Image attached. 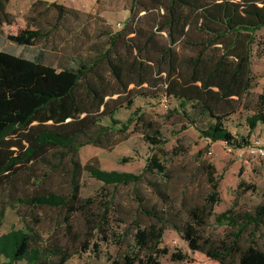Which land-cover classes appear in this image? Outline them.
Listing matches in <instances>:
<instances>
[{
  "label": "trees",
  "instance_id": "trees-1",
  "mask_svg": "<svg viewBox=\"0 0 264 264\" xmlns=\"http://www.w3.org/2000/svg\"><path fill=\"white\" fill-rule=\"evenodd\" d=\"M9 0H0V38L31 46L55 37L70 9L55 1L35 0L22 19L7 10ZM41 6L43 9L39 10ZM47 24H37L47 13ZM129 16L121 28L105 27L91 55L60 50L56 64L28 59L0 50V186L11 182L22 169L34 164L65 167L67 192L31 187L16 197L26 207L58 209L62 221L51 230L38 227V219L0 233V264H64L73 254L89 250L94 236L103 234L112 219L113 197L94 201L80 196V176L86 172L105 186L145 183L160 208L134 190L137 211L125 223L124 237L130 250L110 264H162L159 257L165 228L174 229L187 243L191 256L174 254L194 264H264V205L252 211L230 207L214 216L218 226L228 228L224 237L206 233L213 207L220 201L214 167L202 165L210 191L202 202L182 212L175 208L163 182L167 167L151 155L138 173L105 170L95 157L81 163L82 146L112 147L131 124L138 125L152 147L166 142L160 124L143 112L122 122L114 117L122 107L130 108L135 97L167 100L165 117H177L180 129L193 127L210 142L222 141L236 149L249 146L246 136L235 137L225 120L244 105L252 87L250 57L254 32L264 27V0H131ZM65 48L70 41L63 39ZM256 107L246 117L251 132L264 124V94L255 97ZM108 117L109 123H102ZM185 152L176 145L167 156ZM32 184L38 185L37 178ZM237 188L254 190L239 180ZM95 209V210H94ZM20 216V215H19ZM4 207L0 206V226ZM80 218L82 226L75 225ZM246 241L245 244L242 241Z\"/></svg>",
  "mask_w": 264,
  "mask_h": 264
},
{
  "label": "rangeland",
  "instance_id": "rangeland-1",
  "mask_svg": "<svg viewBox=\"0 0 264 264\" xmlns=\"http://www.w3.org/2000/svg\"><path fill=\"white\" fill-rule=\"evenodd\" d=\"M35 0H9L7 10L22 19L34 14L30 11L31 3ZM55 1L70 9L61 26L56 29V35L50 42L40 40L31 46L17 45L14 42L0 38V50L19 55L28 59L39 58L46 63L56 64L60 60V50L66 49L74 53L79 49L81 56L91 55L94 43H103L105 36H99V31L105 27L113 30L121 28L129 16L131 0H45ZM39 10L43 8L38 7ZM54 12L51 10L45 17L38 19L37 24H47ZM255 41L252 44L250 66L253 76L252 87L245 97L244 105L225 120L227 129L235 136H246L250 144L243 148H230L222 141L210 142L203 138L191 126L181 130V122L177 117H165L167 109L177 103L174 99L157 100L135 97L130 108L122 107L114 117L126 121L136 110L143 112L148 118L157 121L166 142L159 147L150 146L139 131L138 125L131 124L126 138L116 136L118 141L110 148H100L92 145L82 146L78 151L81 163L92 157L97 159L99 167L105 170H117L138 173L146 160L155 155L165 163L168 177L163 187L169 195L171 204L180 211H186L191 205L202 202L210 191V186L202 165L214 167L215 177H219L218 191L220 201L213 207V215L209 219L206 233L212 238L220 239L228 231L224 225L218 226L214 216L224 210L234 207V210L252 211L258 204L264 205V124H257L251 132L247 126L246 117L253 113L255 97L264 94V27L254 32ZM70 41L65 48L64 40ZM108 117L102 123H109ZM176 145L185 147V152L173 156H164ZM32 178H37L38 185L32 184ZM255 185L254 190L242 191L237 188L239 180ZM31 187L49 189L54 192H67V177L65 167L34 164L30 169L22 168L15 178L0 186V206L4 207V217L0 233L24 225L25 218L31 221L34 216L38 219V227L51 230L62 221L58 209L48 207H26L15 202V198L32 191ZM138 190L146 200L157 207L165 208L166 204L158 200L145 183L137 185L105 186L100 180L91 177L86 172L80 176V196L99 199L113 197L114 208H111L112 219L105 226L103 234L94 236L89 250L78 252L67 259L64 264H110L112 259L120 258L130 250L131 239L124 237L125 223L119 219L129 220L136 209L134 190ZM95 210V209H94ZM20 215V216H19ZM75 225L80 228L82 221L74 218ZM243 244L246 241H242ZM161 246L168 249L167 254L159 257L162 264H194L187 260L177 259L174 254L191 256L187 243L172 228H165ZM16 264H23L18 262Z\"/></svg>",
  "mask_w": 264,
  "mask_h": 264
},
{
  "label": "built area",
  "instance_id": "built-area-1",
  "mask_svg": "<svg viewBox=\"0 0 264 264\" xmlns=\"http://www.w3.org/2000/svg\"><path fill=\"white\" fill-rule=\"evenodd\" d=\"M258 151L261 153V154H264V151L262 149H258Z\"/></svg>",
  "mask_w": 264,
  "mask_h": 264
}]
</instances>
